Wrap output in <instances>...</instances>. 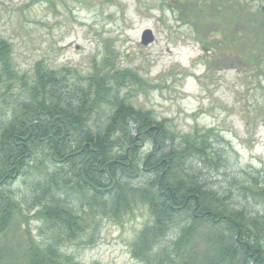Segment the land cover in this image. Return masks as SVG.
Listing matches in <instances>:
<instances>
[{
  "label": "rangeland",
  "instance_id": "rangeland-1",
  "mask_svg": "<svg viewBox=\"0 0 264 264\" xmlns=\"http://www.w3.org/2000/svg\"><path fill=\"white\" fill-rule=\"evenodd\" d=\"M263 15L264 0H0V38L27 77L39 61L86 77L93 63L112 54L116 67L141 79L120 96L176 135L212 130L214 166L192 162V169L226 204L261 216L264 205L242 188L264 177V31L249 28L253 16ZM146 31L153 39L143 45ZM21 99L19 89L0 97V113L9 114ZM30 171L9 188L27 216L0 238L3 264H24V239L46 244L54 236L48 224L31 219L46 196L33 182L37 171ZM97 216L75 243L61 239L63 256L78 264H148L132 249L152 225L144 209L120 221ZM200 234L193 253H202ZM175 237L171 231L160 248H170Z\"/></svg>",
  "mask_w": 264,
  "mask_h": 264
},
{
  "label": "trees",
  "instance_id": "trees-1",
  "mask_svg": "<svg viewBox=\"0 0 264 264\" xmlns=\"http://www.w3.org/2000/svg\"><path fill=\"white\" fill-rule=\"evenodd\" d=\"M262 19L253 16L249 28L264 31ZM240 22L249 25L247 19ZM12 55L10 43L0 38V97L15 89L22 94L9 114L0 113V238L25 221L9 188L30 169L37 171L33 182L46 196L31 219L54 231L46 244L24 239V264H78L62 255V238L81 239L97 214L120 221L138 208L152 225L132 249L148 264H264V214L226 204L191 167L214 166L212 130L176 135L151 112L128 104L121 91L141 79L116 67L112 54L93 63L86 77L74 68L50 69L44 61L27 77L16 71ZM242 191L264 205V177ZM174 230L171 247L162 250L159 242ZM199 234L205 243L201 254L191 250ZM3 260L0 256V264Z\"/></svg>",
  "mask_w": 264,
  "mask_h": 264
},
{
  "label": "water",
  "instance_id": "water-1",
  "mask_svg": "<svg viewBox=\"0 0 264 264\" xmlns=\"http://www.w3.org/2000/svg\"><path fill=\"white\" fill-rule=\"evenodd\" d=\"M152 39L150 37V33L148 31L144 32L142 35H141V43L143 45H148L152 42Z\"/></svg>",
  "mask_w": 264,
  "mask_h": 264
}]
</instances>
